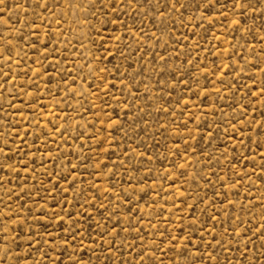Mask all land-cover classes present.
Instances as JSON below:
<instances>
[{"label": "rangeland", "instance_id": "obj_1", "mask_svg": "<svg viewBox=\"0 0 264 264\" xmlns=\"http://www.w3.org/2000/svg\"><path fill=\"white\" fill-rule=\"evenodd\" d=\"M0 264H264V0H0Z\"/></svg>", "mask_w": 264, "mask_h": 264}]
</instances>
